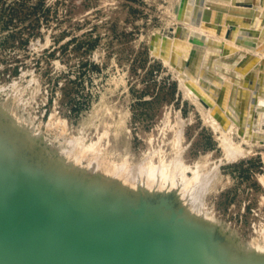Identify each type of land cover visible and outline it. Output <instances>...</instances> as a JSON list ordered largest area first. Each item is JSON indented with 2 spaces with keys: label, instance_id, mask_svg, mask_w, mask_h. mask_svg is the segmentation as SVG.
I'll return each mask as SVG.
<instances>
[{
  "label": "rangeland",
  "instance_id": "rangeland-1",
  "mask_svg": "<svg viewBox=\"0 0 264 264\" xmlns=\"http://www.w3.org/2000/svg\"><path fill=\"white\" fill-rule=\"evenodd\" d=\"M176 3L0 0V264H111L99 251L67 254L97 233L163 264L176 235L201 239L186 225L199 219L186 211L181 176L147 173L135 191V174L180 153L217 171L204 216L214 244L237 256L264 246V146L229 152L152 53L155 32L173 34Z\"/></svg>",
  "mask_w": 264,
  "mask_h": 264
},
{
  "label": "bare ground",
  "instance_id": "bare-ground-1",
  "mask_svg": "<svg viewBox=\"0 0 264 264\" xmlns=\"http://www.w3.org/2000/svg\"><path fill=\"white\" fill-rule=\"evenodd\" d=\"M174 11L173 34L155 32L152 36L153 55L173 70L229 152L245 154L255 146H264V0H177ZM177 122L184 119L179 116ZM182 133L180 129L177 136ZM2 141L0 138L4 145ZM181 155L164 156L158 163L151 157L148 170L138 168L135 174L139 184L135 191L145 185L141 179L147 173L166 179L181 176L187 191L186 211L199 219L186 225L201 239L185 241L176 235L181 252L176 256L177 249L168 250L164 263L264 264L263 245L254 253L237 256L230 247L214 244L212 218L204 216L205 194L217 171L189 166ZM2 157L0 154V160ZM188 168L193 171L191 177L186 174ZM89 194L87 197L92 198ZM117 203L121 208L130 205L125 198Z\"/></svg>",
  "mask_w": 264,
  "mask_h": 264
},
{
  "label": "water",
  "instance_id": "water-1",
  "mask_svg": "<svg viewBox=\"0 0 264 264\" xmlns=\"http://www.w3.org/2000/svg\"><path fill=\"white\" fill-rule=\"evenodd\" d=\"M3 181H6V179L2 180ZM1 186V184H0ZM4 187V185H3ZM57 202H54L53 204L50 205V207L48 208V210L44 213V215H42V219L44 221H47L48 218L50 216H52L56 211H57ZM78 230H74L75 234H78V231H80L79 228H77ZM27 232V231H26ZM47 232V236H51V237H57L56 240H55V245H62L63 244V237H64V234L62 235H59V230L57 232V229L55 228H48L46 230ZM115 242H112L114 244H111V240H108V239H104L103 236L100 234V233H97L96 236H94L93 238L87 240V242H75L72 244L71 248H70V252L68 251V255L71 256V251H72V254L73 253H76V252H80L82 255L84 253H88V254H92L93 252L95 251H99L101 252L102 256L104 258H109V259H114L113 262L111 264H154V260L151 256L150 251L149 249L147 251H141L140 252H133V254H127V253H121L119 252V250H122L120 247H119V243L116 241V239H114ZM179 240H178V237H175L171 240V244L173 247H175L174 249H177V253L176 254H173V255H176V256H179V252L180 251V246H179ZM53 243V245H54ZM213 250L215 251L216 248L213 247ZM175 252V251H174ZM181 252V251H180ZM70 253V254H69ZM182 254V253H181ZM172 255V257H173ZM132 257V261L131 263L128 262V258L129 257ZM175 256V257H176ZM113 257V258H112ZM174 259H172V262H173ZM165 261V259H164ZM165 264V263H164ZM173 264H180V263H177V262H174Z\"/></svg>",
  "mask_w": 264,
  "mask_h": 264
}]
</instances>
